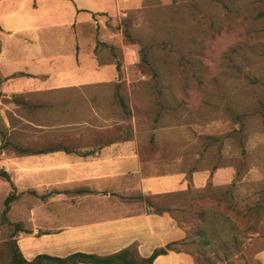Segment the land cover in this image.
<instances>
[{
    "label": "crops",
    "instance_id": "1",
    "mask_svg": "<svg viewBox=\"0 0 264 264\" xmlns=\"http://www.w3.org/2000/svg\"><path fill=\"white\" fill-rule=\"evenodd\" d=\"M144 1L0 0V174L9 177L0 175V213L14 194L3 221L18 224L28 262L127 249L148 258L185 231L147 198L178 199L237 177L230 163L201 156L198 126L141 130L134 119L131 131L118 128L114 100L129 55L114 28ZM256 261L264 264V247ZM154 264L197 262L173 249Z\"/></svg>",
    "mask_w": 264,
    "mask_h": 264
},
{
    "label": "rangeland",
    "instance_id": "2",
    "mask_svg": "<svg viewBox=\"0 0 264 264\" xmlns=\"http://www.w3.org/2000/svg\"><path fill=\"white\" fill-rule=\"evenodd\" d=\"M114 30L129 55L113 107L120 131H131L134 119L141 130L198 126L201 156L237 170L228 187L146 199L184 229L173 248L197 264H257L264 247V0H145ZM3 212L0 264H12L17 232Z\"/></svg>",
    "mask_w": 264,
    "mask_h": 264
},
{
    "label": "trees",
    "instance_id": "3",
    "mask_svg": "<svg viewBox=\"0 0 264 264\" xmlns=\"http://www.w3.org/2000/svg\"><path fill=\"white\" fill-rule=\"evenodd\" d=\"M0 175L6 176L8 179V175L6 173H1ZM15 199V195L11 194L7 197L4 202L5 209L3 212V219L6 220L5 216L10 208V203ZM15 232L19 231L18 224L14 225ZM177 243L170 244L166 248H162L156 250L150 257L142 258L139 256L136 249H127L123 250L117 254L100 257L96 255H85V254H76L67 259H57L51 258L47 256H40L33 262H28L24 259L22 253L20 252L16 242L11 248V263L12 264H45V263H53V264H76L78 262H86L91 264H154L155 259L159 255H163L168 253L169 250H173V246Z\"/></svg>",
    "mask_w": 264,
    "mask_h": 264
}]
</instances>
